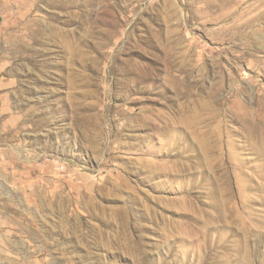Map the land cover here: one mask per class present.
<instances>
[{"label": "rangeland", "instance_id": "rangeland-1", "mask_svg": "<svg viewBox=\"0 0 264 264\" xmlns=\"http://www.w3.org/2000/svg\"><path fill=\"white\" fill-rule=\"evenodd\" d=\"M0 0V264H264V0Z\"/></svg>", "mask_w": 264, "mask_h": 264}, {"label": "bare ground", "instance_id": "bare-ground-1", "mask_svg": "<svg viewBox=\"0 0 264 264\" xmlns=\"http://www.w3.org/2000/svg\"><path fill=\"white\" fill-rule=\"evenodd\" d=\"M259 1H261V0H256L255 3H258Z\"/></svg>", "mask_w": 264, "mask_h": 264}]
</instances>
